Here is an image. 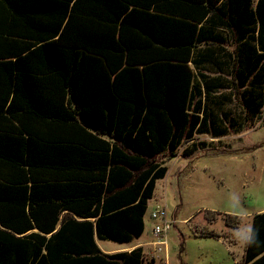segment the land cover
Listing matches in <instances>:
<instances>
[{"label": "trees", "instance_id": "16d2710c", "mask_svg": "<svg viewBox=\"0 0 264 264\" xmlns=\"http://www.w3.org/2000/svg\"><path fill=\"white\" fill-rule=\"evenodd\" d=\"M252 1L0 0V264L36 243L37 264H83L96 237L144 234L165 161L202 134L199 26L217 15L243 38L259 13L261 33ZM252 229L242 264H264V213Z\"/></svg>", "mask_w": 264, "mask_h": 264}, {"label": "rangeland", "instance_id": "374dc122", "mask_svg": "<svg viewBox=\"0 0 264 264\" xmlns=\"http://www.w3.org/2000/svg\"><path fill=\"white\" fill-rule=\"evenodd\" d=\"M244 104L233 106L243 126L226 134H198L177 158L165 161L169 171L149 203L140 242L154 240L150 214L166 208L173 226L159 258L166 257L167 264H242L246 230L264 212V105L254 110L259 103ZM101 246L119 248L111 242Z\"/></svg>", "mask_w": 264, "mask_h": 264}, {"label": "crops", "instance_id": "0c3cea01", "mask_svg": "<svg viewBox=\"0 0 264 264\" xmlns=\"http://www.w3.org/2000/svg\"><path fill=\"white\" fill-rule=\"evenodd\" d=\"M260 1H262L263 16L264 0H253L252 8L256 12ZM221 5L222 3L219 4L220 7ZM233 8H235V4ZM241 8L244 9V7ZM260 19L259 13L256 14V31L245 35L243 38L239 37L238 33L233 34L229 28L221 23V19L217 15L209 22L199 26L198 39L192 51L190 66L194 73L191 102L195 104V111L201 117L199 128L202 134H226L231 129L243 126L245 124L244 119L236 120V113L233 111L235 102L245 103L244 108L254 102L260 105L261 101L264 100V29L260 33ZM259 105L253 109L257 110L260 108ZM227 227L229 229L234 228ZM32 233L44 235L34 229L22 237ZM52 235L44 236L49 239ZM143 235L126 243L99 240L96 237V244L101 253L87 256L90 258L83 261V264H167L166 257L165 260L159 258L166 248L156 247L154 240L148 243L140 242ZM249 235L248 233L247 236ZM102 242L114 243L119 248L104 250L101 246ZM37 244L42 249L41 254L38 252ZM36 246L31 250L27 249V245H25L23 255L27 259V264H31L34 258H37V264L42 255H47L44 246L40 243H36ZM160 248L161 250H159ZM17 253L19 255L20 252ZM61 260L64 261L63 258L55 254L51 257L52 264H59Z\"/></svg>", "mask_w": 264, "mask_h": 264}, {"label": "built area", "instance_id": "2783aa9c", "mask_svg": "<svg viewBox=\"0 0 264 264\" xmlns=\"http://www.w3.org/2000/svg\"><path fill=\"white\" fill-rule=\"evenodd\" d=\"M150 218L155 223L152 231L154 244L156 247L166 248L167 234L173 226V223L169 220L167 209L157 207L150 214ZM159 250H161V248Z\"/></svg>", "mask_w": 264, "mask_h": 264}, {"label": "clouds", "instance_id": "9594fccd", "mask_svg": "<svg viewBox=\"0 0 264 264\" xmlns=\"http://www.w3.org/2000/svg\"><path fill=\"white\" fill-rule=\"evenodd\" d=\"M249 234H251L252 233V231H253V229H252V227L251 226H249L248 228H247V230H246ZM245 240L247 241V242H252V240H253V237L251 236V235H249V236H247V237H245Z\"/></svg>", "mask_w": 264, "mask_h": 264}]
</instances>
